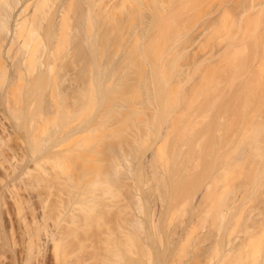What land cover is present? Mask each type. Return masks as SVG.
<instances>
[{"label": "rangeland", "instance_id": "obj_1", "mask_svg": "<svg viewBox=\"0 0 264 264\" xmlns=\"http://www.w3.org/2000/svg\"><path fill=\"white\" fill-rule=\"evenodd\" d=\"M6 1L7 5L10 3L7 9ZM12 1L0 0V9L4 10H0V14L7 12L6 17L3 13L0 15L7 27L0 33L13 30V10L16 13L22 7V11L26 8L25 15L32 9L37 14L34 20L28 15L34 24L29 31L19 29V35H24L21 40H26L22 48H26V55L23 56L20 48L18 56L25 60L24 67L19 65L17 94L16 89L10 93L18 96L10 102H16L15 107L20 103L21 107L17 108L22 109L20 116L25 120L22 124L35 121L37 126L33 123L34 127L31 126L33 131L37 129L33 134H38L35 136L39 138L46 131L51 134L64 128L67 135L76 127L82 129L80 135L78 132L75 136H66L67 141L54 149L55 153L57 149L62 150L61 154H50L58 157L55 163H60L59 166L51 163L54 160L49 161L51 157L48 162L55 168L41 159L43 166L49 165L52 176L58 178L50 176L51 190L40 188L38 191L44 194L43 198L49 196L53 204L63 202L66 208L71 202L85 203L91 198L95 201L94 197L102 201V206L107 205L109 209L103 207L102 213L99 211L102 221L90 222L91 229H97L87 232L90 235L98 233L95 237L102 238L92 237L101 255L98 254L100 264L112 257L110 254L115 250L122 254L121 257L119 253L122 260L117 264H217L214 248L218 247L223 253L227 238L231 240L232 235L241 234L246 245L249 240L264 235V186L259 188L258 183L252 181L264 170V157L249 166L250 170L246 167L248 172H238L236 181L229 176L234 169L228 168L229 161L239 162L246 150L241 141L246 127L263 116L260 108L264 102V0H254L256 7L253 9H245L252 0H104L98 6L96 0H75L73 3L52 0L45 5L43 2L38 5L43 0L38 3L26 0L40 6L37 7L39 12H35V8L28 10L31 4L25 6L21 0ZM105 5L109 13L103 11ZM245 10L248 12L243 15ZM65 15L69 17L65 24L61 22L65 28L60 22V26H56ZM52 17H56L54 22ZM224 17H228L225 25L220 23ZM57 28H62L63 32ZM9 33L5 34L7 38L0 35V41H4L1 58L8 56ZM31 33L37 34V40ZM42 43H45L43 47ZM37 44H40L38 48ZM41 62L52 64L51 72L53 66L52 74L48 73L49 81L45 79V69L40 72ZM160 68L166 77L168 74L167 78L172 77L170 86L165 84ZM168 69L173 72L169 70L170 74ZM4 74L3 90L7 87L9 90L11 76L7 72ZM27 79L35 81L37 86L33 91ZM212 79L220 80L221 84L212 86ZM39 81L49 83L43 86ZM29 91L33 93L30 95ZM5 93L3 91L0 96ZM39 111L42 118H38ZM31 112L39 114L30 118ZM178 115L183 117L179 124ZM21 121L17 123L18 128ZM22 128L21 134L26 136L25 130L32 131L28 125ZM22 156L25 154H18ZM23 163L33 166L30 161ZM246 172L249 176L244 174ZM108 181H114V186L107 187ZM223 181L236 187L235 198L231 199V203L236 202L234 208L227 215L224 229L218 232L213 228L201 230L199 221L205 216L202 209L208 206L203 204L201 208L203 205H197L195 198L202 194L203 188L210 185L213 189L216 183L213 190L219 194ZM156 212L159 214L153 224ZM104 221L108 226L101 224ZM133 221L140 223V232ZM239 240L241 238L237 244L241 246ZM132 242L134 244L130 245ZM90 244L85 246L86 253L94 250ZM127 244L135 247L129 248ZM247 249L245 253L250 255V248ZM261 257L259 262L248 258L250 262L247 260L246 264H264V256Z\"/></svg>", "mask_w": 264, "mask_h": 264}, {"label": "bare ground", "instance_id": "obj_2", "mask_svg": "<svg viewBox=\"0 0 264 264\" xmlns=\"http://www.w3.org/2000/svg\"><path fill=\"white\" fill-rule=\"evenodd\" d=\"M10 1H12V0H10ZM22 1H23V3L25 2L24 5L26 3H28V1H26V0H21V2ZM51 1L52 0H43V1H39V3H38V0H37V3H38V5H40V2H43V4L45 5V4H48V2L51 3ZM73 1H75V0H71L70 2L73 3ZM12 2H11V4H12ZM70 2H69V4H71ZM96 2H97L96 3L97 6H98V4L101 5L102 2L104 3V0H99V1L96 0ZM7 3L8 2L6 1V8L5 9H7V6L10 4L9 3L7 5ZM16 3H17V1H16ZM34 3H35L34 1L31 2V3H28L27 6H29V4H31V7L29 6L28 7V10L30 8L31 9L32 8H35V10L37 9V11H35V10L34 11L35 12H39L38 11L39 8H37V7H40V6H38L37 4L35 5ZM55 3H56V0H55ZM50 5H52V4H49V6ZM3 6H5V5H3ZM72 6H74V5H72ZM69 7H71V6H69ZM255 7H256V3L254 2V0H252L250 2V4L248 5V7H246L245 9H253ZM73 8L75 9L76 7H73ZM77 8H78V6H77ZM106 8H107V5H105V8L103 9V11L104 10L107 11ZM17 9H18V7H17ZM25 9L26 8H24L23 11H25ZM50 9H52V8L50 7ZM0 10H3V9L1 8ZM32 10L30 11L32 14L29 12V14L32 15V16H30L29 14L28 15L30 17H32V19L34 20V17L37 14L36 13H33ZM58 10L60 11V9H58ZM3 11H1V12L3 13ZM6 11H9V10H6ZM23 11H22V7H19V9H18V11L16 13L13 10V13L15 14L14 17H15V22H16V24L14 22V28H13V30L11 29L12 30L11 31L9 29L10 30V33L8 32V30H6L7 32L5 31L4 34L0 33V35H2L3 37H4V35L6 33H9L10 34V37L8 36L9 39H7V40H6L7 36L5 35L6 36L5 40H6V42L9 41L8 44L10 45V48H11V51H10L9 50L10 48L6 46L7 48H9L8 49V51H9L8 52V56L6 55L4 58H1L0 57V95H1V93H3V91L4 92H7V94L6 93L4 94L5 96L4 95L0 96L1 103H2V99L4 97L6 98V99H4L5 101H3L2 105H0V264H100L101 259L98 256V254L100 252L97 253V251H98V250L96 251V247L97 246L94 245L95 244V243H93L94 242V239H92L93 235L95 237L98 233L95 234V232H94V234L91 233L92 235H90V232L89 233H87V232H88V230L89 231L91 230V232H92V230L95 231L97 229V228L91 229L93 227L91 226L92 223H90V222L91 221L99 222V220L102 218L101 217V213L102 212L100 210L103 207H105V209H107L108 208L107 205H105V206L103 205L102 206L101 205L102 203H100L102 201L99 200L98 198H95L94 197L95 201L93 200V198H91L90 201L88 200L89 202L87 201L85 203H83V202H81V203L80 202L79 203L78 202H76V203L71 202L70 205H69V207L66 208V206H65V204L63 202H59L57 204H53L52 202H50L49 196H47L46 198H43L44 197L43 196L44 194L39 193V191H38L40 188H41V190L43 188H46L47 190H51L53 188L52 187L53 185L51 183L52 181H50V180H52L53 178L54 179H57L58 178V177L56 178V177L52 176L53 171L51 170L52 168H55V167H53L54 164H57L58 163V162L55 163V159L58 160V157L55 158L56 156L55 157L52 156L53 157L52 158L50 154L55 153L56 151L53 152L54 149L57 148V147H59L61 144H63V142L66 139H68L66 136H68L70 134L72 136V134L74 135L75 133H76L75 135H77V133L80 130H82V129H79V128L76 127V129L69 131V133H67V135H66V131L67 130H64V128H62V127H61L62 129L58 130L56 133H51V134H49V132H47L46 129H45L46 132H42L43 134L41 133L42 136L40 135L41 137L39 138V137L35 136V135H38V134H36V133L33 134L37 129L34 128V131H33V127L34 126L32 125L33 122L31 123V120H30V122L27 121V123L24 122L25 124H22V122L24 120L23 119L24 117L23 116L22 117L20 116L22 114V109L21 108H17L20 103L17 104L18 105L17 107H15L16 102H13V103L10 102V100L12 101V98H15L16 97V94L18 92L17 91V88H18L17 82L20 80V76H19V73H20V71H19L20 70L19 69V65L21 64L22 67H24V64L23 63L25 61V60H21V58L18 56V53H19L20 48L22 50V48L25 47L24 42L26 41V40L25 41L21 40V39H23L22 37L24 35H22V36L19 35V34H21L19 29H21V28L23 29L24 28L23 30L25 32H27L25 29H28L30 27V25H34V24H32V21L33 20L30 19L28 15H25V12H23ZM103 11L100 10V12H103ZM19 12H21V13H19ZM62 12L63 11L61 10L60 13H62ZM65 12H67V11H65ZM107 12H104V13H107ZM247 12L245 10V12L243 13V15L244 14H247ZM6 13L5 12L3 13V16L4 17H6ZM19 14H22V16L23 15L24 16L22 17ZM33 14H34V16H33ZM12 16H13V14H12ZM18 16H20V17H18ZM55 16H56V14H55ZM14 17H12V18L14 19ZM63 17H65V18H62V20H60V21L57 20L59 18L56 19L58 21V24H59V22L60 23L63 22L65 24L66 21L69 18V17L66 18V15L63 16ZM102 17H104V15ZM2 18L3 17L0 18V32H3L5 30V28H7L5 26L6 24H4V22H3V19L4 18L3 19ZM52 18H53L52 21L54 22V20H55L54 18H56V17H52ZM227 22H228V17H224L221 20L220 23L223 24V25H225ZM50 24L51 23H49L48 25H50ZM51 25H53V24H51ZM61 25H63V24L61 23ZM56 26H60V24L59 25H56ZM62 27H63V29L65 28L64 25ZM29 29H28V31H29ZM57 29H60V31H61L62 28H57ZM63 29H62V32H63ZM54 32H56V31L54 30ZM56 34H57V32H56ZM180 34L182 35V33H180ZM30 35H34V36L36 35V38L35 39L37 40V34L31 33ZM135 35L136 34L134 33V36ZM137 35H138V33H137ZM34 36H31L33 38L32 39V42L35 41L34 40ZM179 37H180V35H179ZM55 38H57V36H55ZM169 38H170V36H169ZM175 38H176V36H175ZM40 41L42 42V40H40ZM176 43H177V41H176ZM43 44L45 45V43H42L41 44L42 47H43ZM26 45H28V44H26ZM38 45H40V44H37L36 45L37 48H38ZM2 46H4V41L3 42L0 41V49L3 48ZM25 49L26 48H24L22 51H24ZM1 50H0V52H1ZM49 51H51V50H49ZM10 52H12V54H10ZM25 52L26 51H24L23 56H24V54L26 55ZM30 53H32V51ZM52 54H54V53H52ZM0 56H2V54ZM28 56H30V55H28ZM41 58H43V57H41ZM36 59H37V57H36ZM45 60H47V59H45ZM45 60L43 59V61H45ZM38 61H40V59H38ZM38 61L36 63H40ZM43 64L44 63L41 62V64H40L41 65L40 66V72L45 69L44 70L46 72L45 79L48 80V78L50 77V76L48 77V73L50 75L52 74V72H53V66H52V72H51V67L50 66L52 64L50 66H49L50 63H45L46 65L48 64L47 66L45 64L44 65ZM32 65H33V62H32ZM161 67H163V66H161ZM164 68H165V66H164ZM162 69L163 68H160V71L161 72L163 71V73H161V74L165 78V84L167 86H170V84H171L170 83L171 82L170 81L171 80L170 78H172V77L169 76V78H167L168 77V74H167V77L164 75L165 74L164 72L166 71V68L164 69L165 71L162 70ZM171 69H168L167 72H169V70L171 72H173ZM210 69L211 70H214L215 68L212 69V67H210ZM177 70H179V69H177ZM211 70H209V71H211ZM37 71L39 72L38 68H37ZM209 71H207V72H209ZM6 72L7 73H10V76H11V83L9 84V90H8V87H7V90L8 91L6 89L3 90V88H4L5 85L3 84L4 82H3L2 79H3V75L6 76V74H4ZM171 72H169V73L171 74ZM212 72H215V71H212ZM174 73H175V71H174ZM174 73H172V74L174 75ZM175 74L177 75V77L179 76V72L178 71ZM41 75L43 77L44 73H42ZM29 79H31V78H29ZM29 79H27V80H29ZM27 80H25V81H27ZM49 80H51V78ZM28 82H29V89L31 91H33V89H35L33 87L34 86L35 87L37 86L34 83L35 81L33 80V82H32V80L31 81L29 80L26 83H28ZM44 83H46V82H44ZM48 83H46V84H48ZM211 83L213 84L212 86H217V87H218V85L221 84L220 83V80H218V79H215V80L212 79L211 80ZM43 84L41 83V85H43ZM40 88H41V86H40ZM15 89H16V92H15L16 94L14 95V92H12V94L10 95L11 91L12 90L15 91ZM31 91H29L30 92V95H31V93H33ZM44 92H46L45 89H44ZM17 102H18V100H17ZM21 102H22V100H21ZM19 107H21V106H19ZM39 110H41V108ZM260 111H261V113H262L263 116L261 118H259L258 121H252L249 124V126H247L246 129L244 130L245 131V134H243V136H242L243 138L241 139V141L244 144L246 150H245V152H243L241 154V155H243V156H241L242 159L241 158L238 159L239 162L237 160L232 161V162L229 161L230 166L228 168H231L232 167L234 169V170L231 171V169H232L231 168L230 169L231 172L228 169L227 170L226 169L224 170V171L230 172V174L229 173L228 174H229L231 180H235L236 181V179H237L236 178L237 177L236 174H238V172L240 174L243 171L244 172L247 171V168L246 167H249V166L251 167V165H253V163L255 161H257L258 159H263V157H264V153H263V150H264V102L262 103V106L260 108ZM36 112L34 114H36ZM39 112H38V114H39ZM34 114L31 112V115L32 116H30V114H29V117L30 118L35 117ZM38 114H36V115H38ZM40 114L41 115H40V117L38 115V118H42L43 117V115H42L41 112H40ZM178 117H180V118L179 119L176 118V120H179V121H177V124H179L181 118L183 119V117H181L179 115H178ZM48 118H49V116H48ZM21 119H22V121L19 123L20 126L18 128V124L17 123ZM47 120H49V119H47ZM47 120L44 121L45 126L47 124ZM28 122L30 123V126H29ZM48 123H49V121H48ZM33 124H36V126H37V123H35V121H34ZM23 125L24 126L28 125V127H31V130H32L31 132L32 133L29 132L28 129H27V131L26 130L25 131L23 130L24 132H27L28 133V136L30 138L28 136H26V135L21 134V131H22L21 128L24 127ZM63 127H66V126H63ZM83 127H85V126H83ZM71 132H73V133H71ZM78 135H80V132L78 133ZM26 144H28V146ZM58 152H60V154H61L62 153V150H58L57 149V153H55V154H58ZM78 152H81V151H78ZM20 153L25 154V156L18 157V154H20ZM49 158H50L49 161L54 160V162H51V163H54L53 166L50 165L51 163L49 164V162H48V159ZM26 159H29V161L33 163V166L23 163L24 161L25 162H29ZM41 159L42 160L45 159L52 168L51 167L49 168L48 167L49 165H46L44 167L43 164H42V162H44V161H42ZM240 160H242V161H240ZM39 161L40 162L42 161V162L39 163ZM47 162H45V163L47 164ZM36 165H38L39 168H36ZM59 165H60V163H58L57 166H59ZM227 165H228V162H227ZM250 167L248 168L249 170H250ZM57 169H58V167L55 170H57ZM224 171H223V174L226 173V172L224 173ZM247 172L244 173V174L247 175ZM260 172H261V175L258 174V175H260L259 178L257 177L255 180H253L255 177L252 178V181L253 182L256 181L258 183L259 188L264 186V170L263 171H260ZM244 174H242V176ZM50 176H52V179H51ZM222 176H224V175H222ZM247 176H249V174ZM247 176H246V178L244 177L245 180L248 179ZM251 177L252 176H250V178ZM78 178H80V177H78ZM217 178H219V177H217ZM78 180L80 181V179H78ZM215 180H216V178H215ZM110 182L107 185V187H109V186L110 187L111 186L113 187L114 186L113 185V182L114 181H110ZM46 183H49L51 186L49 184L46 185ZM223 183H224V181H223ZM223 183H222V186L220 185L222 191L220 189H218V193L219 194H216L214 192V190H213L214 187H215V185L217 184L216 183L213 186V189L211 188L210 185L207 186V187H205V188H203L204 191L202 190L203 191L202 194L200 196H198V197L195 198L196 199V202H197V205L200 206L201 204L202 205L203 204H206L208 206V207H205L207 209H205V210L202 209L203 214L205 213V216H204V218H201L202 219L201 221H199L200 222L199 223L200 224V227H199V225H198V227L201 230H206L207 228H213L215 231L217 230L216 232H218V231L224 229V225H226L225 224L226 223L225 221H226L227 215L231 212V210H233L232 208H234V203H236V202H232L231 203V199L233 200L232 197L235 198V193H236L235 188L236 187H234V185L233 186L231 184L227 185L225 183L223 185ZM105 184H103V185H105ZM208 184L209 183H207L206 185H208ZM213 184H214V182H213ZM213 184L211 183V185H213ZM44 185H46V186H44ZM220 186L218 185L219 188H220ZM216 188H217V186H216ZM219 190L221 191V193L219 192ZM49 195H50V192H49ZM238 196L239 195H237V197ZM205 202H207V203H205ZM138 207H136L135 210L137 208L140 210V206H138ZM201 208H204V205ZM138 209H137V212L139 211ZM150 213H152V212H150ZM157 213L158 212H156V214L154 213V215H155L154 217L156 219L153 217V214H152V217L153 218L150 216V218H152V220L154 219L153 220V224L157 221V218H158L157 217ZM139 214H141V213L139 212ZM142 214H143V212H142ZM258 214L261 215V213H258ZM262 215H264V214H262ZM66 216H68V220H66ZM228 219H229V217H228ZM136 220H138V219H136ZM152 220H151V222H152ZM101 221H102V219L100 220V222ZM138 221H137V224L134 221H133L134 224L132 223L135 226V228L140 225V223H138ZM62 222H65L66 225H63ZM101 224L102 225H105L106 223L104 221V224H103V222ZM98 225H100V224H98ZM133 225L130 224L131 228H134ZM52 226H54V229H52ZM89 226H91V227H89ZM152 226H154V225H152ZM209 226H211V227H209ZM153 228H155V227H153ZM138 229H139V227H138ZM140 229H139V232L141 231ZM246 229H250V228L249 227H246ZM107 230H109V229H107ZM110 231L111 230H109V232ZM228 231L230 232V230H228ZM234 232H236V231L234 230ZM81 233H82V235H81ZM222 233H225V232H222ZM101 234H103V233H101ZM101 234H100V236H101ZM228 235L229 234H227V236ZM240 235L241 234L235 235V236L232 235L233 239L231 237L230 238L231 240H228L229 238H227V239L225 238L228 243L225 241V239L223 240L225 242V244L227 243L226 244V247H224L223 253H220V251H218L219 250L218 247L217 248H214L215 252L217 253V256H216V258L214 260L217 262V264H246V261L247 260H248V263L250 262L248 258H250L251 261L254 262V261H257L259 259V257H261L262 255L264 256V243H263V241H264V239H263L264 238V235H262L261 237L259 236L258 239H251V240H249L248 243L246 242V245H244L245 243L242 242V237H240ZM98 236H99V234H98ZM98 236L95 237V238H98V240L102 239V238H99ZM217 236H219V235H217ZM230 236H231V234H230ZM240 238H241V240H239V242H241V246L237 244L238 239H240ZM205 239H207V238H205ZM220 239L221 238H219V240ZM91 240H93V241H91ZM98 240H96V241H98ZM89 241H91L93 243V245L90 244L91 242L88 243ZM111 241H112V239H111ZM118 241H119V239H118ZM102 242H103V240H102ZM106 242L107 241L105 240L104 243L105 244H108ZM216 242L218 243V241H216ZM86 243H88V244H86ZM100 243H101V241H100ZM118 243H120V241ZM89 244L91 245L90 247H92L94 250L91 248L93 250V252H89L90 251V249H89V251H88L89 253L88 252L86 253L85 252V249H87V248L85 246L86 245L88 246ZM128 244H127V246L130 248L131 247L130 245L131 244H134V243L132 242V243H130V245H128ZM117 245H121V244H117ZM217 246H218V244H217ZM133 247H135V245L132 246L131 248H133ZM118 248H120L121 250L123 249L120 246ZM246 248H248V249L250 248V250L247 249L248 251H250V255H246V253H245V249ZM124 250L127 251L126 249H123L122 251H124ZM220 250H221V248H220ZM116 251L117 250H115V253L116 254L114 253V251H112L113 253L111 252V254L109 253L112 257L114 256L116 259L115 258L112 259V257H110V258L108 257L109 259L106 258V260H103L102 261L103 262L102 264H117L119 261L121 262L122 259H120V256H119V253L120 252L117 253ZM131 251H132V249H131ZM129 253H131V252H129ZM121 257H122V254H121ZM262 260H263V258H262ZM259 261H257V262H259ZM123 264H124V262H123Z\"/></svg>", "mask_w": 264, "mask_h": 264}]
</instances>
